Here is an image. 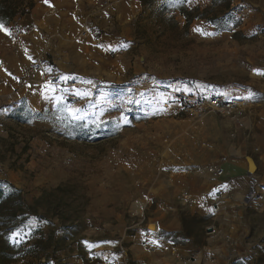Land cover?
Wrapping results in <instances>:
<instances>
[{
    "label": "rangeland",
    "instance_id": "obj_1",
    "mask_svg": "<svg viewBox=\"0 0 264 264\" xmlns=\"http://www.w3.org/2000/svg\"><path fill=\"white\" fill-rule=\"evenodd\" d=\"M242 1L245 23L229 16L226 0H139L113 11L112 27L95 39L47 30L44 40L39 31L15 40L2 31L18 65L13 90L0 96V181L21 200L0 204V264H139L128 249L169 207L175 141L177 172L193 159L231 158L230 174L248 186L229 189L207 216L181 207L180 229L153 224L157 239L198 249L201 264H264V75L253 71H264V0ZM31 10L15 20L31 21ZM182 10L202 18L186 24ZM41 54L60 80L80 83L75 99L28 73ZM177 91L241 104L233 119L190 118L177 108ZM245 157L256 162L254 174Z\"/></svg>",
    "mask_w": 264,
    "mask_h": 264
},
{
    "label": "crops",
    "instance_id": "obj_2",
    "mask_svg": "<svg viewBox=\"0 0 264 264\" xmlns=\"http://www.w3.org/2000/svg\"><path fill=\"white\" fill-rule=\"evenodd\" d=\"M110 1L112 6H115V9L113 7L103 8L100 0H47V2L45 0H33L34 5L31 10L30 22H34L38 26L40 33L51 31L56 36L64 38L68 37L67 31H72V35H76L77 31L86 25H95L100 29L108 26L112 27L111 15L114 14L113 11H117L122 15L123 12H119L120 8L124 10V8L135 7L139 2V0ZM261 7L263 9L264 5ZM51 10H53L52 13H50ZM125 12L129 13L128 10ZM5 47L6 42L4 41L3 32L0 31V96H3V94L7 95L9 91L13 90L14 78L12 72L16 70L18 65L13 62L17 54H11ZM21 101L22 99L15 106H19ZM2 114L1 112L0 115ZM177 151L181 152L182 149L177 148L175 141L168 150L169 158L173 159V161H171L172 163H166V166L169 171H176L175 174L179 173V176H175L170 183L171 185L167 188L169 194L167 205L169 207L161 208L159 213L161 219L153 223L159 230L169 233L177 232L180 229L178 216L180 215L181 207L186 206L188 214L207 216L211 214V209L212 211L218 210L220 201L227 200L226 195L229 189L242 193L248 186L246 179L234 178L230 174L233 168L231 166L234 165V160L231 158L224 159L221 163L208 164H203L201 161L193 159L184 166L185 168H183L182 172H177L176 165H182L183 162L182 155L180 154L178 157ZM233 154L231 153V155ZM214 165L223 168L224 175L222 178L212 179L205 173L206 167ZM189 167H192V171L186 174V170ZM226 175L229 176L230 182L224 179ZM180 193L189 194L192 203L184 205L182 201L177 200L176 196ZM168 215L172 216V219L165 218ZM151 224L148 225L150 226ZM143 241L132 244L128 249L132 259L139 264H201L202 262L200 251L194 247L185 250V247L176 246L172 242L155 238L148 243L149 249L145 250Z\"/></svg>",
    "mask_w": 264,
    "mask_h": 264
},
{
    "label": "built area",
    "instance_id": "obj_3",
    "mask_svg": "<svg viewBox=\"0 0 264 264\" xmlns=\"http://www.w3.org/2000/svg\"><path fill=\"white\" fill-rule=\"evenodd\" d=\"M103 8H109L112 5L110 0H100ZM228 4V14L233 19L240 23H245L249 20L248 9L245 7L242 0H226ZM29 8H25L24 15L29 13ZM53 10L50 11L52 13ZM11 37L15 40H20L29 37L39 31L38 26L34 22H25L21 19L14 20L10 23ZM99 29L95 25H86L81 28L78 33V38L95 39L98 36ZM45 34H40V39H45ZM28 73L36 78V83L44 85L50 84L57 86L58 89L64 92L65 98L75 99V95L70 91H74L80 87V83L76 80H60L59 70L53 60H49L45 55H38L31 66L28 68ZM22 79L18 80L21 84ZM174 101L179 109V112L190 118L201 119L212 114L219 118L233 119L236 115L238 105L221 93L202 95L194 93H186L177 91L173 94ZM192 168L186 170L189 174ZM205 173L212 179H220L224 175V170L220 166H208L205 168ZM176 199L182 201L184 205H190L192 199L189 194L180 193ZM157 238V232L148 230L143 235V248L149 249L148 243ZM193 259V257H192ZM114 264H118L117 261Z\"/></svg>",
    "mask_w": 264,
    "mask_h": 264
},
{
    "label": "trees",
    "instance_id": "obj_4",
    "mask_svg": "<svg viewBox=\"0 0 264 264\" xmlns=\"http://www.w3.org/2000/svg\"><path fill=\"white\" fill-rule=\"evenodd\" d=\"M21 0H0V21L4 23V25H8L13 22L19 15H24L25 8L31 9L33 5L24 6L23 8L20 5ZM22 8V9H21ZM182 16L184 17L186 24H190L194 19H201V16H192L185 10L181 11ZM212 25L219 29V25L214 19L208 20ZM223 27H220V30ZM23 109L22 102L20 107L15 113H19ZM74 126L80 127L81 123H74ZM83 132H87L84 130ZM16 199L17 201L21 200L20 190L14 187L12 184L0 181V204L7 202L8 200Z\"/></svg>",
    "mask_w": 264,
    "mask_h": 264
},
{
    "label": "snow or ice",
    "instance_id": "obj_5",
    "mask_svg": "<svg viewBox=\"0 0 264 264\" xmlns=\"http://www.w3.org/2000/svg\"><path fill=\"white\" fill-rule=\"evenodd\" d=\"M45 2H47V0H45ZM194 30L197 31V32L201 31L199 28L194 29ZM0 31H3L7 35H11V30L7 29L2 21H0ZM253 71H254L255 74L264 75V71H261L259 69H254ZM76 111H78V110H71L70 115L72 116V118H76L75 117V112Z\"/></svg>",
    "mask_w": 264,
    "mask_h": 264
},
{
    "label": "water",
    "instance_id": "obj_6",
    "mask_svg": "<svg viewBox=\"0 0 264 264\" xmlns=\"http://www.w3.org/2000/svg\"><path fill=\"white\" fill-rule=\"evenodd\" d=\"M247 171L249 174H254L257 170L256 163L251 157H246Z\"/></svg>",
    "mask_w": 264,
    "mask_h": 264
},
{
    "label": "bare ground",
    "instance_id": "obj_7",
    "mask_svg": "<svg viewBox=\"0 0 264 264\" xmlns=\"http://www.w3.org/2000/svg\"><path fill=\"white\" fill-rule=\"evenodd\" d=\"M254 75V74H253ZM230 99H232V98H230ZM232 101L234 102V100L232 99ZM235 103V105H239V104H241V102L240 101H238L237 103L236 102H234ZM253 197V194L252 193H250L248 196H247V198L249 199V198H252ZM153 227H154V225L153 224H151L150 226H149V228H150V230H153ZM153 231H157V230H153Z\"/></svg>",
    "mask_w": 264,
    "mask_h": 264
}]
</instances>
